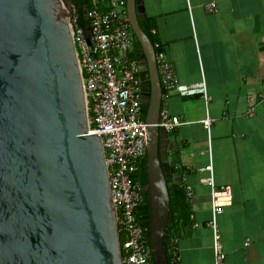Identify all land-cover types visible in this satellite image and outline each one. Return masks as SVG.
Returning a JSON list of instances; mask_svg holds the SVG:
<instances>
[{"label": "water", "instance_id": "obj_1", "mask_svg": "<svg viewBox=\"0 0 264 264\" xmlns=\"http://www.w3.org/2000/svg\"><path fill=\"white\" fill-rule=\"evenodd\" d=\"M140 48L148 123V202L138 208L154 262L169 264L174 219L170 133L142 0H127ZM71 0H0V264H124L102 136L90 114L73 38ZM89 6L84 10L90 42Z\"/></svg>", "mask_w": 264, "mask_h": 264}, {"label": "crops", "instance_id": "obj_2", "mask_svg": "<svg viewBox=\"0 0 264 264\" xmlns=\"http://www.w3.org/2000/svg\"><path fill=\"white\" fill-rule=\"evenodd\" d=\"M142 3L180 81L204 82L210 95L163 97V109L183 122L169 130L168 178L193 191L192 222L178 230L179 264H217L215 231L221 264H264V0ZM211 176L214 184L204 181ZM225 186L232 195L218 198L215 229L212 191Z\"/></svg>", "mask_w": 264, "mask_h": 264}, {"label": "built area", "instance_id": "obj_3", "mask_svg": "<svg viewBox=\"0 0 264 264\" xmlns=\"http://www.w3.org/2000/svg\"><path fill=\"white\" fill-rule=\"evenodd\" d=\"M90 42L85 27L79 26L75 14L73 38L81 64L88 109L89 132L102 136L109 169L112 198L118 211L124 264H151L153 250L148 228L141 225L138 208L144 204V186L133 179L147 155L148 123L143 117V89L140 60L133 57L136 35L128 17L127 0H88ZM210 12L216 3L207 4ZM157 61L164 88L181 95L201 94L209 100L206 84H184L168 58L161 43H157ZM213 118H204L210 129ZM179 116L167 109L161 111L160 125L172 130L182 124ZM208 169H211L208 168ZM214 184L213 176L204 179ZM188 197L192 188L183 182ZM232 195L231 187L213 188L214 217L210 222L216 229V215L222 209L218 198ZM215 231L216 263L221 264L225 253L220 249ZM172 260L179 264L177 238L171 241Z\"/></svg>", "mask_w": 264, "mask_h": 264}, {"label": "trees", "instance_id": "obj_4", "mask_svg": "<svg viewBox=\"0 0 264 264\" xmlns=\"http://www.w3.org/2000/svg\"><path fill=\"white\" fill-rule=\"evenodd\" d=\"M72 1V0H71ZM75 5V3L72 1ZM89 6L88 0H81V4L75 5L76 8V16H77V23L79 26L85 27L87 26V21L84 18V9ZM141 26L146 34L149 36L151 41L154 43L156 50H159L157 43L160 42V37L157 32V24L156 20L150 16H147L145 20L141 21ZM140 48L141 43L136 37V47L133 53V57L136 59L140 58ZM147 110L143 108V117L146 118ZM133 179L139 181L143 186H145L148 182L147 179V155L143 159L140 170L133 175ZM170 197H171V205L172 210L174 211V219L172 224L168 228L167 237H166V247H167V255L169 264H174L172 260V252H171V241L172 238H178V230L180 227H183L189 223H191L193 211L191 207V203L189 197L186 192V188L183 183H173L171 182V178L167 179ZM149 195L147 192L144 191V203L148 202ZM122 241L125 239L123 233ZM154 262V258H153Z\"/></svg>", "mask_w": 264, "mask_h": 264}, {"label": "flooded vegetation", "instance_id": "obj_5", "mask_svg": "<svg viewBox=\"0 0 264 264\" xmlns=\"http://www.w3.org/2000/svg\"><path fill=\"white\" fill-rule=\"evenodd\" d=\"M72 1L75 3V5H78V6H79V5L81 4V0H72ZM85 9H86V8H85ZM85 9H84V10H85ZM143 108H144V107H143Z\"/></svg>", "mask_w": 264, "mask_h": 264}]
</instances>
